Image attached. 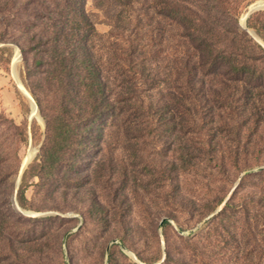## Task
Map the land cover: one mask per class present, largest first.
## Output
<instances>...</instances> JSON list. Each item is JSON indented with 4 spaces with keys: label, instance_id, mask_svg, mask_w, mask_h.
<instances>
[{
    "label": "trees",
    "instance_id": "16d2710c",
    "mask_svg": "<svg viewBox=\"0 0 264 264\" xmlns=\"http://www.w3.org/2000/svg\"><path fill=\"white\" fill-rule=\"evenodd\" d=\"M151 1L140 25L118 20L112 27L110 36L116 37L115 31L122 36L110 44L112 67L107 69L96 50L97 30L86 12L87 0H32L33 8L27 11L34 23L21 50L27 86L46 124L36 176L42 187L51 182L57 183V189L82 186L91 171L106 168L104 158L115 135L125 137V148L135 155L144 150L143 141L148 139L167 145L171 155L163 156L161 165L150 170L154 179L165 184L172 174L179 180L203 164L221 167L225 158L220 148L224 126L219 103L229 88L245 89L244 116L248 117L244 122L254 119L256 126L264 124V99L252 90L264 88V48L238 24L242 5L250 0ZM113 2L125 8L136 0ZM248 24L264 33V13L252 15ZM172 30L175 34L169 38ZM45 88L54 99L50 114L35 93ZM238 97L234 92L227 96L233 103ZM237 106L232 107L233 114ZM245 123L240 121L239 126ZM228 138L240 142V133L231 131ZM229 156L239 162V152ZM25 189L17 195L22 207ZM2 192H7V206L0 205V234L11 214H16L10 202L12 191ZM222 204L219 200L217 206ZM227 207L218 214L217 230L227 220ZM257 241L264 238H254V246L242 249L235 264H264V245ZM190 251L200 249L195 246ZM163 264L194 263L167 248Z\"/></svg>",
    "mask_w": 264,
    "mask_h": 264
},
{
    "label": "rangeland",
    "instance_id": "374dc122",
    "mask_svg": "<svg viewBox=\"0 0 264 264\" xmlns=\"http://www.w3.org/2000/svg\"><path fill=\"white\" fill-rule=\"evenodd\" d=\"M260 2L264 0L245 2L238 24L264 48V33L249 27V19L245 25L241 22ZM151 5V0H136L122 8L113 0H87L85 9L97 30L96 50L107 69L112 67L110 44L122 36L119 31H115L118 38L110 36L114 24L121 20L140 25ZM28 8H33L32 0H0V192L12 191L10 202L16 210L0 234V264H163L167 248L194 264H235L242 249L254 246V238H264V124L256 126L253 118L244 122L248 116H244L243 87L224 90L219 103L224 126L221 167L203 164L179 180L172 174L165 184L150 170L170 154L167 145L148 139L135 155L125 148V137L115 135L104 158L106 168L91 171L82 186L57 189L51 182L42 187L36 176L46 124L27 86L21 50L34 23ZM174 34L172 30L168 37ZM16 54L20 61L14 68ZM14 71L37 105L39 117L32 114L31 100L19 89ZM31 82L36 86V80ZM252 90L264 99V88ZM50 92L35 90L47 114L54 105ZM232 92L240 96L234 103L227 98ZM210 100L216 103L212 96ZM235 103L240 106L233 114ZM240 121L245 123L241 127ZM231 131L240 133V142L228 138ZM31 152L34 157L24 164ZM238 152L239 162L234 163L229 154ZM20 188H26L23 207L17 198ZM5 193L0 194L4 207ZM219 200L223 204L218 207ZM226 204L227 220L217 230L218 214ZM258 244L263 246L264 241ZM195 246L199 252L190 251Z\"/></svg>",
    "mask_w": 264,
    "mask_h": 264
},
{
    "label": "bare ground",
    "instance_id": "6f19581e",
    "mask_svg": "<svg viewBox=\"0 0 264 264\" xmlns=\"http://www.w3.org/2000/svg\"><path fill=\"white\" fill-rule=\"evenodd\" d=\"M253 9H258V10H264V2H260V3H258V4H255L253 7H252ZM246 18H247V14L246 15H244L243 16V18H242V23L243 24H245L246 23ZM19 55L18 54H16V56H15V58H14V68L17 66V64L19 63ZM14 77H15V79H16V82H17V85H18V87H19V89L27 96V90L24 88V86H23V84H22V82L19 80V77H18V75L16 74V72L14 71V75H13ZM31 104H32V114L33 115H36V116H38V112H37V109H36V106H35V103H33L32 101H31ZM34 152V151H33ZM33 152H31L30 154H29V157L25 160V162H24V164H26L27 162H29L30 160H32V158L34 157V153Z\"/></svg>",
    "mask_w": 264,
    "mask_h": 264
},
{
    "label": "water",
    "instance_id": "95a60500",
    "mask_svg": "<svg viewBox=\"0 0 264 264\" xmlns=\"http://www.w3.org/2000/svg\"><path fill=\"white\" fill-rule=\"evenodd\" d=\"M254 6V5H253ZM252 6V7H253ZM252 7H250V10H249V12L247 13V18H246V23H247V20L252 16V15H254L256 12H258V11H260V10H258V9H253ZM245 23V24H246ZM244 24V25H245ZM27 97L34 103V101H33V99H32V97L29 95V93L27 92ZM35 106H36V109H37V112L39 111V109H38V107H37V105L35 104ZM39 117V116H38Z\"/></svg>",
    "mask_w": 264,
    "mask_h": 264
}]
</instances>
